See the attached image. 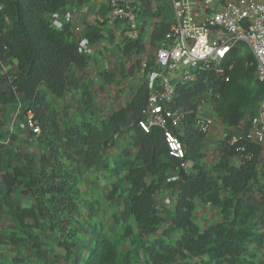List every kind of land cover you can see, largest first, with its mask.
<instances>
[{"label": "trees", "instance_id": "1", "mask_svg": "<svg viewBox=\"0 0 264 264\" xmlns=\"http://www.w3.org/2000/svg\"><path fill=\"white\" fill-rule=\"evenodd\" d=\"M159 1L144 0L145 18L162 15L159 5L154 11ZM0 5V60L15 58L18 62L15 77L0 74V105H9L23 94L41 128L37 140L50 149L38 163L26 157L25 165L9 164L7 170L0 167V175L8 194L19 187L36 200L37 211L28 214L46 225L40 234H56L66 256L73 258L79 246V218L91 220L93 244L74 258V264H176L178 258L194 264H258L255 259L264 247V210L258 215L248 201L258 184L262 153L247 139V133L258 115L264 84L255 78L253 56L238 59L234 50L226 66H231L228 82L213 73H202L198 81L177 86L173 109L181 110L185 117L176 134L187 148L181 160L170 155L162 128L153 127L145 133L139 126L148 102L144 86L133 97L131 114L122 109L104 120L96 115L92 96L85 93L84 108L90 115L87 124L63 130L48 112L41 88L53 97H64L73 86L74 69H83L88 62L70 25L65 24L62 30L51 26L49 15L62 12L66 0H0ZM169 26L162 21L155 27L152 46L164 41ZM103 29L101 23L88 25L81 38L94 44L103 39ZM142 42H130L125 55L144 53ZM112 79L108 76V82ZM211 89L220 93L216 115L230 134L219 161L210 169L203 162L206 135L196 127V114L200 95ZM123 135L135 152L124 147L108 162L104 153L115 148L117 138ZM232 138L237 139L235 143ZM75 156H83L87 166L105 161L107 178L112 175L106 200L111 203L121 197L122 218L129 221L121 232L107 233L103 223L95 222L99 202L80 194L74 177ZM236 157L241 158L239 166L233 163ZM175 175L179 181L170 180ZM165 189L176 191L178 201L173 209L162 212L156 196ZM197 202L218 210L221 220L201 228L194 220ZM8 208L18 216L20 211ZM26 216L22 213L19 219ZM113 216L119 225L120 218ZM164 224V231L157 236ZM133 236L134 248L123 251V243ZM35 240L32 236L12 237L14 244L28 243L39 250Z\"/></svg>", "mask_w": 264, "mask_h": 264}, {"label": "built area", "instance_id": "2", "mask_svg": "<svg viewBox=\"0 0 264 264\" xmlns=\"http://www.w3.org/2000/svg\"><path fill=\"white\" fill-rule=\"evenodd\" d=\"M169 1L173 18L152 63L148 61V50L152 46L155 27L162 21L158 17L153 18L151 23L146 21L144 0H102V6L108 10L103 18V13H100L97 22L104 25L103 39L91 44L80 36L78 42L83 55L90 60L95 50H101L102 41L106 40L108 47L117 50L119 58L123 59L119 64L127 63L126 77L125 71H121L125 77L122 81L134 82L142 78L140 86L147 89L148 102L143 119L138 124L145 133H149L153 127L162 128L170 155L183 160L187 148L176 131L182 128L185 114L173 109L177 86L198 81L202 73H213L221 81L228 82L231 66L226 68L227 63L241 44L251 51L256 66L255 78L264 84V0ZM49 18L56 30H62L68 24L61 12L50 14ZM137 40L143 41L144 53L125 55L126 46ZM219 99L220 93L213 89L199 97L196 127L206 137L219 121L223 126L222 120L216 115ZM26 125L33 135L41 134L40 125L30 108ZM247 139L261 148L262 162L259 166L264 165V97L259 103L258 115L252 121ZM236 140L232 138L231 143ZM170 180L179 181L180 177L175 175ZM177 195L173 191L161 197L162 212L176 206Z\"/></svg>", "mask_w": 264, "mask_h": 264}, {"label": "crops", "instance_id": "3", "mask_svg": "<svg viewBox=\"0 0 264 264\" xmlns=\"http://www.w3.org/2000/svg\"><path fill=\"white\" fill-rule=\"evenodd\" d=\"M101 6L102 0H66V6L61 10V15L71 22L76 36L80 37L88 25L97 24ZM108 45L106 40L102 41L101 50L97 52L95 50L92 58L88 60L87 66L83 69H74L73 86L64 97H53L45 87L41 88L48 112L52 118L56 119L63 130L87 124L90 115L84 108L85 93L92 96L94 111L100 120L107 119L113 113L122 109L131 114V102L142 83L140 79L131 82L113 77V83L108 82V79H104V75L119 73L121 65L119 63L120 61L123 62V59L116 55L115 49H110ZM17 72L18 62L15 58H8L2 62L0 74L15 77ZM30 107L31 102L26 100L23 94H18L15 102L9 105H0V167L2 170H7L9 164L14 166L25 165L26 157L33 158L38 163L49 154L48 145L40 143L37 136L33 135L26 125ZM219 123H217V127H220L222 131H212L205 139L203 162L207 168L211 167L209 166L211 163L207 159L210 161L216 159L213 162L216 163L220 158L223 144L220 143L217 146L216 144L219 140L223 141L227 136L223 132L227 128L224 124L221 126L222 124ZM117 139L116 147L104 153L108 162H111L124 147L130 148L132 153L135 152L132 145L128 143L126 136H119ZM69 153L74 155L71 150H69ZM75 157L78 162H81V165L74 164V177L78 184L79 181L81 182V173L88 175L91 170L95 171L94 168L98 165L87 166L83 161V156ZM233 163L235 166H239L241 158H234ZM39 166V164L36 165V167ZM79 166L82 167V170L78 173L77 168ZM262 168L264 170L263 164ZM262 168L260 166L258 170L260 171ZM84 180L86 181V179ZM91 182L93 183L94 179H91ZM98 185L99 187L103 185L102 178L95 186ZM81 190L85 194L90 192V187L84 189L81 186ZM7 191L8 188L0 175V264H67L69 262L74 264V257L68 258L66 256L65 249L60 246L56 234L45 233L41 235L40 229L46 227V225L41 224L40 221L37 222L33 216H29L28 213L37 211L36 200L31 195L24 193L22 188L19 187L13 188L10 194ZM91 200L99 202L95 198ZM108 204L110 205V203ZM9 206L20 211L18 216L9 211ZM201 206H204V204L197 202L196 209L206 211V208L203 209ZM22 213L27 214V216L20 220L19 215ZM215 214L220 215L218 210L214 212ZM209 225H211L209 222H205L204 227L202 224L199 226L205 229ZM13 235L17 239H26L28 236H32L34 240L36 239L35 241L40 247L39 250L28 243L14 244L12 242ZM79 245H81L80 242ZM262 253L263 250H261Z\"/></svg>", "mask_w": 264, "mask_h": 264}, {"label": "rangeland", "instance_id": "4", "mask_svg": "<svg viewBox=\"0 0 264 264\" xmlns=\"http://www.w3.org/2000/svg\"><path fill=\"white\" fill-rule=\"evenodd\" d=\"M158 5L163 9L162 15L159 16L158 18H160L161 21L171 22L172 18H173V12H172L170 1L169 0L159 1L158 4L154 5V7H155L154 11H157V7H159ZM107 12H108L107 7L102 6V9L99 13H103V15H102V18H103ZM99 17H101V16H99ZM145 19L148 23L152 22V18H145ZM104 24H105V22H104ZM68 25H70L71 28L73 29L71 22H69V20H68ZM73 31H74V29H73ZM239 46L240 47H239V50L237 52V58L238 59L248 58L251 55V51L249 50V48L245 44H241ZM157 47H158L157 45H154V46H151V48L148 50V61L150 63H152L155 59V55L157 53ZM115 52L117 53L116 55H118L117 50H115ZM126 66H127V63L126 64L123 63L120 66L119 73H117L116 75L115 74L107 75L106 76L107 79H108V76L119 77V79H124L126 77L125 74L127 75V72H128L125 70ZM122 70L125 71V73H124L125 77L123 76ZM141 79L142 78H140V80ZM113 81H114V78L110 81V83L111 82L113 83ZM214 131L220 132L222 130L220 127H215L213 129V132ZM223 132H224V135H227V136H229V134H230L228 132V129H224ZM227 136L224 138L223 141L219 140V142H217L216 146L220 143L223 144V142L226 140ZM207 160L211 163L209 165V166H211L210 167V169H211L215 165V163H213V162L216 159H214L213 161H210L209 159H207ZM218 161H219V159H218ZM74 163H78V165H81V162H78V160L74 161ZM206 164H208V163L206 162ZM258 167H260V166H258ZM261 167H262V165H261ZM77 170H78V173L81 172L82 167L79 166L77 168ZM94 170L95 171L91 170V173H89L88 175H85V173H81V177H80L81 182L79 181V183H78L79 189L81 191L80 194H82L83 197H86L89 200H91L92 198L99 200V204H98L99 206H96L97 211L99 212V217L95 218V222L103 223L104 228H105L107 233L115 234L117 232H121L122 227H124L123 224L124 223H125V225L129 224V221L127 219L122 218V210H123L124 205H123L122 199H120L121 197L118 198L117 201L111 202L110 205L108 204V202L104 203L105 201H108V200H106L107 199L106 195H107L108 190L111 189V186L108 185V181L111 180L112 175L110 176V178H107L108 174H107V169L105 166V161H103L101 164L99 163L98 166L94 168ZM75 172H76V168H75ZM259 172H260V174H259L258 184H255L253 186V191L251 193V198L249 199L248 204L250 207H254L258 211V215H261L263 213V210H264V170H263V168ZM100 177L103 179V185L100 187H99V185L95 186L97 182H100V179H101ZM84 179H86V181ZM91 179H94L93 183L91 182ZM80 185L82 187H84V189L90 187V192H87L84 194V192H82V190H81ZM91 190H93V191H91ZM122 192L124 195L127 193V190L125 187L122 190ZM167 193H169V190H166V189L158 192V194L156 196V198H157L156 205L158 206V210L160 209V205H161V203H160L161 197H164ZM201 208H203V209L206 208V211H204V210L200 211V209H196L195 214H194V220L199 225L202 224L204 227L205 222H209L210 224L213 225V224L218 223L221 220L220 216H217L216 214L214 215V212H216V210L212 209L210 205L205 204L204 206H201ZM160 211H164V210L160 209ZM115 214L120 218V220H121L120 224L121 225L120 224L117 225L114 222V216L113 215H115ZM205 214H207L208 216L207 215L205 216ZM79 219H80V222H79L80 234L78 237V241L80 242L81 245H79L78 250H75L73 253V257L75 259L78 256H80L82 252L87 251V249L90 248V246L93 244L94 237H95L94 236L95 232H93L94 229H92V227L90 226V222H92V221L85 219V218H82V217ZM163 227H166V225L164 224V226L161 227V229H160L161 231L157 234V236L159 234H161L162 231H164ZM170 237H174V234L171 235ZM168 239L170 240V242H174V240H171L170 238H168ZM133 240H134V236L123 243V245H122L123 251L132 250L134 248L132 245ZM261 250H263V253L260 254L259 256H257V258L255 259L258 264H264V247ZM75 259L73 262H75ZM186 262H187V259L184 260L183 258H178L176 264H185ZM187 263L188 264H194L191 261H188ZM67 264H70V262Z\"/></svg>", "mask_w": 264, "mask_h": 264}]
</instances>
